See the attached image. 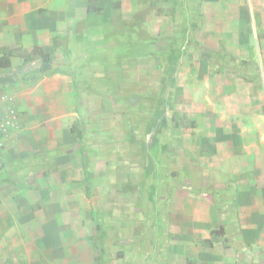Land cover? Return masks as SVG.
Here are the masks:
<instances>
[{"label":"rangeland","instance_id":"obj_1","mask_svg":"<svg viewBox=\"0 0 264 264\" xmlns=\"http://www.w3.org/2000/svg\"><path fill=\"white\" fill-rule=\"evenodd\" d=\"M125 1L101 14L77 1L73 29L57 40L54 69L76 86L71 126L90 165L81 195L98 233L86 241L99 264H264V245L238 223L240 192L259 199L251 192L264 171V0ZM160 96L171 107L153 122ZM217 222L228 241L197 245ZM68 228L35 243L5 242L0 226V264H96Z\"/></svg>","mask_w":264,"mask_h":264},{"label":"crops","instance_id":"obj_2","mask_svg":"<svg viewBox=\"0 0 264 264\" xmlns=\"http://www.w3.org/2000/svg\"><path fill=\"white\" fill-rule=\"evenodd\" d=\"M77 1L87 11L88 0H0V47L30 50L40 45L52 58L25 63L15 56L11 67L0 69V226L5 242L9 236L19 242L26 236L35 243L51 229L60 232L70 227L68 232L87 243V257L95 262L92 242L86 237L97 235V219L91 199L81 195H85L84 180L91 177L90 165L83 155L84 142L71 131L77 114L75 86L68 73L54 69L62 60L57 58L60 48H55L53 37L73 29ZM113 1L125 8V0H98V4L106 9ZM131 2L134 8L139 3ZM259 180L251 192L259 199H246L249 192H240L243 212L238 223L246 241L264 245V171ZM110 184L100 187V193L110 195ZM15 193L21 194L18 203L12 197ZM257 204L261 213L252 216L249 211ZM50 221L58 227H50ZM220 224L224 222L208 226L199 237H210L211 229ZM211 237L214 245L207 248L214 250L224 236ZM212 257L213 264H218Z\"/></svg>","mask_w":264,"mask_h":264},{"label":"trees","instance_id":"obj_3","mask_svg":"<svg viewBox=\"0 0 264 264\" xmlns=\"http://www.w3.org/2000/svg\"><path fill=\"white\" fill-rule=\"evenodd\" d=\"M113 9H120L121 2L120 1H113L112 2ZM104 8L98 4V0H88L87 3V11L91 13H98L101 14ZM59 36L53 37V42L55 48H59L58 40ZM15 56L22 57L25 63L34 61L36 59H41L43 62H50L52 60L51 55L49 52L45 51L43 46L36 45L32 49L28 50L22 47L19 48H11V47H0V69L1 68H9L12 66V59ZM76 87V86H75ZM84 89L89 93H99L98 90L93 87L89 82L85 81L83 83ZM170 103L167 97L160 96L157 98V104L155 107V112L153 114V122L164 121L167 119ZM71 131L76 133L79 139H83V131H76L74 125L71 126ZM220 235L224 236L225 239L228 241L226 237V228L223 224L214 226L210 231V237H199L196 239V244L203 247H212L214 245L213 239L211 236ZM228 247V246H227ZM226 247V248H227ZM100 257H96L95 261L96 264H99L98 261ZM189 264H199L196 260L187 259Z\"/></svg>","mask_w":264,"mask_h":264},{"label":"built area","instance_id":"obj_4","mask_svg":"<svg viewBox=\"0 0 264 264\" xmlns=\"http://www.w3.org/2000/svg\"><path fill=\"white\" fill-rule=\"evenodd\" d=\"M1 117V116H0ZM0 136H1V133H0Z\"/></svg>","mask_w":264,"mask_h":264}]
</instances>
